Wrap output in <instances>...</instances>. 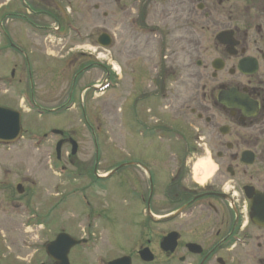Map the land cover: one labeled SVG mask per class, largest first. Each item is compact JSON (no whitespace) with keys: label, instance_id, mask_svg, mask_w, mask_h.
<instances>
[{"label":"flooded vegetation","instance_id":"flooded-vegetation-1","mask_svg":"<svg viewBox=\"0 0 264 264\" xmlns=\"http://www.w3.org/2000/svg\"><path fill=\"white\" fill-rule=\"evenodd\" d=\"M69 9L68 0H0V58L13 60L0 92L15 93L27 52L67 64L85 57L89 62L75 65L71 92L90 68L105 76L103 88L116 77L111 63L98 62V48L106 50L100 44L107 40L116 49L110 28H128L130 153L141 160L114 168H128L131 186L118 187L125 194L119 197L128 198V215H141L132 236L143 238L129 263L264 264V0H93L92 30L79 23L77 31L70 30ZM92 87L98 90L82 89ZM70 138L63 131L56 142L70 147ZM92 155L90 166L69 154L68 162L88 179L81 190L96 197L92 212L102 215L98 190L118 170L101 179L114 168L98 175V148ZM151 214L159 215L154 235ZM145 248L151 254H142ZM81 249H70L69 264H83ZM37 253L44 258L37 264H57L45 245L30 256Z\"/></svg>","mask_w":264,"mask_h":264},{"label":"rangeland","instance_id":"rangeland-1","mask_svg":"<svg viewBox=\"0 0 264 264\" xmlns=\"http://www.w3.org/2000/svg\"><path fill=\"white\" fill-rule=\"evenodd\" d=\"M68 1L74 5L73 10H67L69 23L76 30L81 24L92 30L93 0ZM110 30L116 37L114 43L117 48H98V52H101L98 54V62L111 63V72L118 73L117 77H120L111 90L103 93L91 89L85 93L82 91L83 85L100 84L105 79L99 69L90 68L79 76L77 89L75 87L74 92H71L70 82L75 65L89 62L85 57L68 61L67 64L66 60L44 54H29L26 51L27 55L19 59L20 71L16 70L20 83L15 95L11 90L0 92L1 105L23 111L21 125L24 130L23 136L16 143L0 145V264H27L32 250L42 249L61 228L74 231L76 237L89 239L88 245L84 247V264H105L112 257L133 251L137 242L143 238L137 232L136 236H132L134 227H142L141 221L132 225L141 215H128L125 205L129 200L119 197L125 195L120 190L128 191L131 186L127 167L121 168L107 183L102 184V187L109 188L108 196L104 190L99 195L103 206L108 203L106 214L87 217L84 215L87 210L80 204L78 192V188L81 184L85 185L86 181L64 180L54 166L63 164L70 172L75 171V168L68 165V145L61 147L60 159L56 160L54 144L58 137L49 131L51 128L73 135L78 144L75 157L85 158L89 165L93 159L94 135L103 160L98 166L100 172L110 169L119 161L141 160L140 156H132L130 153L133 142L129 130L130 123L132 125V108L127 95L128 74L131 70L128 64L131 46L128 28L118 26ZM198 35H203L200 28ZM12 70L11 56L0 58V76L9 77ZM62 74L67 76L63 77ZM82 110L89 116L88 125L80 120ZM44 132H47L46 138L40 136L32 139V136ZM17 183L24 188L21 194L15 189ZM63 195L65 198L50 215L52 220L48 225L38 226L32 221L28 222V215L47 214ZM88 197L94 199L91 193ZM14 202H19L21 207L15 209ZM147 226L153 235L160 228L156 221H150ZM27 245L34 248H27ZM8 247L10 255L7 253ZM16 255L26 260L19 261ZM43 260L37 253L30 264Z\"/></svg>","mask_w":264,"mask_h":264},{"label":"water","instance_id":"water-1","mask_svg":"<svg viewBox=\"0 0 264 264\" xmlns=\"http://www.w3.org/2000/svg\"><path fill=\"white\" fill-rule=\"evenodd\" d=\"M107 44V43H105ZM21 131L20 127V114L12 109L0 107V140L1 141H13L15 140ZM58 151L59 152V144H58ZM76 151V144L72 141V151L71 153L74 154ZM19 191L20 186L17 187ZM78 241L73 240L70 236L62 233L59 234L54 242L51 243V248L53 245H58L60 249L61 256L57 257L56 259L59 260V264H67V252L69 248ZM48 246V250L51 249ZM124 261L123 258L117 259L113 261L111 264H122Z\"/></svg>","mask_w":264,"mask_h":264},{"label":"bare ground","instance_id":"bare-ground-1","mask_svg":"<svg viewBox=\"0 0 264 264\" xmlns=\"http://www.w3.org/2000/svg\"><path fill=\"white\" fill-rule=\"evenodd\" d=\"M201 167H202V164L199 165V168H201Z\"/></svg>","mask_w":264,"mask_h":264}]
</instances>
